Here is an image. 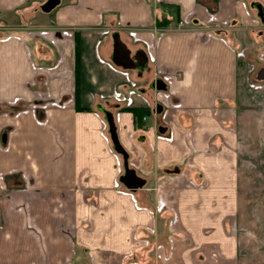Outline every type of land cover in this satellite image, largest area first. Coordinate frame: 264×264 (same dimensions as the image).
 I'll return each mask as SVG.
<instances>
[{"label": "crops", "instance_id": "0c3cea01", "mask_svg": "<svg viewBox=\"0 0 264 264\" xmlns=\"http://www.w3.org/2000/svg\"><path fill=\"white\" fill-rule=\"evenodd\" d=\"M47 1L0 0V264H264V0Z\"/></svg>", "mask_w": 264, "mask_h": 264}, {"label": "water", "instance_id": "95a60500", "mask_svg": "<svg viewBox=\"0 0 264 264\" xmlns=\"http://www.w3.org/2000/svg\"><path fill=\"white\" fill-rule=\"evenodd\" d=\"M59 4L60 0H48L42 6L41 10L45 13H49ZM257 8L260 12V17L264 21V13L262 8ZM112 61L115 65L122 67L125 70L139 68L141 72L144 71L147 65V58L144 51L140 50L136 53V55L132 56L130 49H128V47L121 41L118 34L114 35V55ZM152 87L160 91L166 90V86L161 80L154 82ZM99 109L104 113L113 149L116 154L122 157L123 160L124 175L120 178V181L127 189L135 190L136 188L143 185V181L136 175L134 170L129 168L128 154L119 141L114 115L108 110H105L103 107H100Z\"/></svg>", "mask_w": 264, "mask_h": 264}, {"label": "rangeland", "instance_id": "374dc122", "mask_svg": "<svg viewBox=\"0 0 264 264\" xmlns=\"http://www.w3.org/2000/svg\"><path fill=\"white\" fill-rule=\"evenodd\" d=\"M40 7L41 6L38 4L36 9H38ZM160 244H162V241L160 242ZM161 249H162V247H160L159 253H140L142 257L139 256V257H137V259H135L134 257H128V259H126L125 263L126 264H135L134 261H136L137 263H141V264H167V263H170L173 260L175 254L174 253H161ZM200 255H203L201 259L193 257V259L195 258L194 259L195 262L200 261V262L209 263V261H212V262L214 261V258L212 255H205V253L200 254Z\"/></svg>", "mask_w": 264, "mask_h": 264}, {"label": "trees", "instance_id": "16d2710c", "mask_svg": "<svg viewBox=\"0 0 264 264\" xmlns=\"http://www.w3.org/2000/svg\"><path fill=\"white\" fill-rule=\"evenodd\" d=\"M169 24L168 20L166 18H163L161 21L160 20H157L156 21V25L159 27V28H162V27H167ZM78 66H79V59L77 58L76 59V73H78ZM78 76V75H77ZM76 76V77H77ZM135 116L136 117H139V116H142L143 112L142 111H137V110H134L133 111Z\"/></svg>", "mask_w": 264, "mask_h": 264}, {"label": "built area", "instance_id": "2783aa9c", "mask_svg": "<svg viewBox=\"0 0 264 264\" xmlns=\"http://www.w3.org/2000/svg\"><path fill=\"white\" fill-rule=\"evenodd\" d=\"M145 119V118H144Z\"/></svg>", "mask_w": 264, "mask_h": 264}]
</instances>
